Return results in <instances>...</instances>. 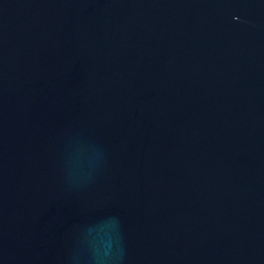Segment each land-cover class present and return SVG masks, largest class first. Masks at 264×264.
<instances>
[{"label": "water", "instance_id": "water-1", "mask_svg": "<svg viewBox=\"0 0 264 264\" xmlns=\"http://www.w3.org/2000/svg\"><path fill=\"white\" fill-rule=\"evenodd\" d=\"M0 264H264V0H0Z\"/></svg>", "mask_w": 264, "mask_h": 264}]
</instances>
